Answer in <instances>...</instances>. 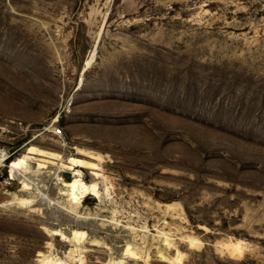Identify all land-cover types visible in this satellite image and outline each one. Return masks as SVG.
I'll list each match as a JSON object with an SVG mask.
<instances>
[{"label":"rangeland","instance_id":"obj_1","mask_svg":"<svg viewBox=\"0 0 264 264\" xmlns=\"http://www.w3.org/2000/svg\"><path fill=\"white\" fill-rule=\"evenodd\" d=\"M47 258L264 264V0H0V264Z\"/></svg>","mask_w":264,"mask_h":264},{"label":"bare ground","instance_id":"obj_2","mask_svg":"<svg viewBox=\"0 0 264 264\" xmlns=\"http://www.w3.org/2000/svg\"><path fill=\"white\" fill-rule=\"evenodd\" d=\"M22 167V164H17V163H15L13 166H11V170L12 171H14L15 169H18V168H21ZM76 183H77V188H78V194L80 195V196H82V195H86V193H88V194H92V195H97V190H96V188H95V186L94 187H90V185H86L85 183H83L82 181H81V179H76V181H75ZM28 186L26 185V184H24V188H27ZM77 234V233H76ZM80 234V233H79ZM69 236V235H68ZM74 236H75V233H74ZM66 237V240H67V235L65 236ZM72 237V236H71ZM75 237H77V236H75ZM74 237V238H75ZM73 238V237H72ZM78 239H80L79 237H78ZM76 240V239H75ZM68 241H72L71 240V238L69 239L68 238ZM49 263H51V264H62L61 262H55V263H53V262H51V260H50V258H47L46 259Z\"/></svg>","mask_w":264,"mask_h":264}]
</instances>
